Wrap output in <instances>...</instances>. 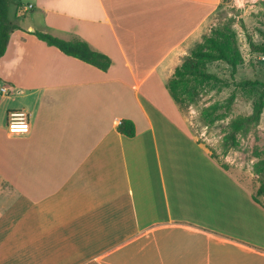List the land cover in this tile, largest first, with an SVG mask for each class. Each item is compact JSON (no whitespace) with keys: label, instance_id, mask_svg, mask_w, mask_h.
<instances>
[{"label":"crops","instance_id":"0c3cea01","mask_svg":"<svg viewBox=\"0 0 264 264\" xmlns=\"http://www.w3.org/2000/svg\"><path fill=\"white\" fill-rule=\"evenodd\" d=\"M219 2L10 0L0 264H264V196L211 155L168 88ZM35 31L85 41L111 65ZM11 110L28 113V133L8 132Z\"/></svg>","mask_w":264,"mask_h":264},{"label":"rangeland","instance_id":"374dc122","mask_svg":"<svg viewBox=\"0 0 264 264\" xmlns=\"http://www.w3.org/2000/svg\"><path fill=\"white\" fill-rule=\"evenodd\" d=\"M9 15L13 16L12 10ZM204 35L216 42L208 45ZM204 35L202 45L217 56L222 50L228 58L204 63L217 80L190 75L180 85L186 99L182 109L193 134L211 155L257 193L264 181L259 173V162L264 160V106L256 114L264 95V0H220ZM232 131L236 142L229 146Z\"/></svg>","mask_w":264,"mask_h":264},{"label":"trees","instance_id":"16d2710c","mask_svg":"<svg viewBox=\"0 0 264 264\" xmlns=\"http://www.w3.org/2000/svg\"><path fill=\"white\" fill-rule=\"evenodd\" d=\"M9 3L10 0H0V58L6 51L11 32L19 28L17 24L9 19ZM34 34L38 39L46 42L51 46L57 47L63 53L78 58L88 64H91L102 71H107L111 65V60L107 55L94 51L85 41H82L80 39L67 41L39 31H35ZM203 38L208 42V45H210V43L216 42V38L214 37H206L204 35ZM220 52V55L217 56L215 53H212V51L207 49L205 45H202V43H198L191 50L190 54L184 58L183 62L178 67H176L173 73V77L169 80L168 88L171 96L179 105V107L182 108L184 103L186 102L185 97H183V95L179 92L180 85L184 81L188 80L190 75L195 78L200 77L202 79L217 80L216 77L206 72L204 63L207 60L214 58L227 60L228 57L226 56V54L222 50H220ZM231 65L235 67L234 63H231ZM263 106L264 95L262 94L259 102L257 103V115L262 112ZM118 129L119 132L126 136L132 137L135 135V127L133 122L130 120H123L120 123ZM228 142L229 146L234 145V143L236 142V131H232L230 133ZM223 167L226 168L225 166ZM259 173L264 176V160L259 162ZM260 196H264L263 180H261L257 193L253 195V198L256 201H259Z\"/></svg>","mask_w":264,"mask_h":264},{"label":"built area","instance_id":"2783aa9c","mask_svg":"<svg viewBox=\"0 0 264 264\" xmlns=\"http://www.w3.org/2000/svg\"><path fill=\"white\" fill-rule=\"evenodd\" d=\"M7 129L11 134L28 133L30 130L28 113L23 110L9 111L7 113Z\"/></svg>","mask_w":264,"mask_h":264}]
</instances>
